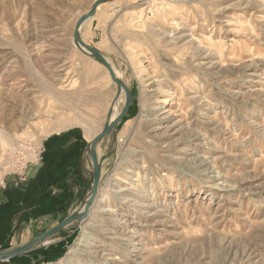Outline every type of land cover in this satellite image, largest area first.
I'll use <instances>...</instances> for the list:
<instances>
[{"label":"rangeland","instance_id":"obj_1","mask_svg":"<svg viewBox=\"0 0 264 264\" xmlns=\"http://www.w3.org/2000/svg\"><path fill=\"white\" fill-rule=\"evenodd\" d=\"M94 1L0 0V134L27 133L0 147V191L58 159V137L86 161L90 191L85 130L103 128L117 93L73 44ZM79 36L119 69L131 103L96 147L87 218L0 264H264V0H114ZM45 230L16 229L0 252Z\"/></svg>","mask_w":264,"mask_h":264},{"label":"crops","instance_id":"obj_2","mask_svg":"<svg viewBox=\"0 0 264 264\" xmlns=\"http://www.w3.org/2000/svg\"><path fill=\"white\" fill-rule=\"evenodd\" d=\"M69 140L48 141L47 149L59 155L58 159H43L44 164L36 163L25 181L18 186L10 182L0 191V238L16 229L17 234L41 226L47 230L66 219L87 197L83 183L90 170L78 151L70 149Z\"/></svg>","mask_w":264,"mask_h":264},{"label":"water","instance_id":"obj_3","mask_svg":"<svg viewBox=\"0 0 264 264\" xmlns=\"http://www.w3.org/2000/svg\"><path fill=\"white\" fill-rule=\"evenodd\" d=\"M111 1L114 0H95L92 3L90 9L77 19L72 30V40L75 47L77 45L79 48L86 50L90 54L92 59H94L96 62L102 65L109 73L111 82L117 88V93L114 97V100L117 99L121 90L124 92V103L120 113L114 118L113 121H110L109 120L110 111H109L106 121L103 125V128L91 139L90 143L87 146V155L90 160L91 172H92V182H91L90 191L87 197L80 202V204L72 211V213L66 219L54 225L53 227L47 229L46 231H44L42 234H40L38 237H36L31 241L15 249L6 252H0V262L7 261L8 259H11L15 256L21 255L23 253L32 250L34 247L46 241L49 237L57 234L58 232H60L61 230H63L64 228H66L67 226H69L74 222H79V223L83 222L88 216V212L89 209L91 208L92 203L95 201L98 192V186L100 183L101 163L104 160L103 157L97 158L96 147L103 138H105L110 134L113 135L117 125L127 114L129 105L131 103V94L125 83L121 79L116 78L113 70L111 69L110 64L105 59V55L101 53L98 49L85 43L79 36V30L86 21H88L95 15L97 7L99 5Z\"/></svg>","mask_w":264,"mask_h":264},{"label":"bare ground","instance_id":"obj_4","mask_svg":"<svg viewBox=\"0 0 264 264\" xmlns=\"http://www.w3.org/2000/svg\"><path fill=\"white\" fill-rule=\"evenodd\" d=\"M156 1H158V0H147V3H155ZM98 8V7H97ZM130 12H133V11H130ZM83 26V25H82ZM76 48L83 54V55H85V56H87V57H90V58H92L91 56H90V54L86 51V50H84V49H82V48H79L77 45H76ZM105 59L107 60V62L110 64V66H111V69L113 70V72H114V74H115V76H116V78H118V79H121V76H122V73L119 71V69L117 68V67H115V66H113L111 63V61L110 60H108V58L107 57H105ZM109 74V73H108ZM122 80V79H121ZM123 103H124V92L121 90V92H120V94H119V96L117 97V99L116 100H114L113 102H112V105H111V107H110V121H113L114 120V118L120 113L119 112V110H117L118 109V106L119 105H123ZM89 127V126H88ZM91 127V126H90ZM92 128V127H91ZM98 129V128H97ZM95 130V129H94ZM96 131V130H95ZM98 131V130H97ZM85 132L87 133V135H91V138H93L94 136H92L93 134H92V130L91 129H86L85 130ZM94 133V132H93ZM13 136H14V139H13V143L11 144L10 143V141H11V139L7 136V135H3V134H0V147L2 148V150L4 151L5 149V147H9L10 145V148H12V147H14L15 145H16V147H17V143H19V140H23L26 136H27V133H26V131H22L21 133H14L13 134ZM10 139V140H9ZM8 149V148H7ZM97 158H99V157H97ZM8 159H6L5 157H3V155H1L0 156V163H2L3 162V164H7L8 163ZM100 185L98 186V188H100L101 187V183H99ZM109 190V189H108ZM121 191H124V190H121ZM110 193V192H109ZM98 194V193H97ZM103 194H105V193H103ZM96 200H97V198H95ZM98 201H102L101 199H98ZM93 204V203H92ZM92 206V205H91ZM93 207V206H92ZM82 223V222H81ZM85 227V226H84ZM84 235H86L85 233H84ZM86 240V239H85ZM45 242V241H44ZM73 251V250H72ZM65 261H63V263H64ZM69 262L67 261V264H68ZM70 264V263H69Z\"/></svg>","mask_w":264,"mask_h":264}]
</instances>
